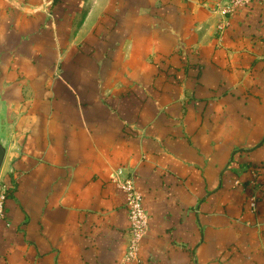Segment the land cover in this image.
<instances>
[{
    "label": "crops",
    "instance_id": "crops-1",
    "mask_svg": "<svg viewBox=\"0 0 264 264\" xmlns=\"http://www.w3.org/2000/svg\"><path fill=\"white\" fill-rule=\"evenodd\" d=\"M223 4L0 0V264H264V0Z\"/></svg>",
    "mask_w": 264,
    "mask_h": 264
},
{
    "label": "built area",
    "instance_id": "built-area-1",
    "mask_svg": "<svg viewBox=\"0 0 264 264\" xmlns=\"http://www.w3.org/2000/svg\"><path fill=\"white\" fill-rule=\"evenodd\" d=\"M257 0H223L221 11L226 17L235 15L240 9L254 4ZM223 26L219 27L223 31ZM113 182L126 196V207L130 222V242L125 255V262H135L139 258V250L144 236L149 230V216L144 209V199L136 185V176L120 169L113 177ZM255 184V183H254ZM6 191L0 198V222L6 218L4 209ZM257 198L251 200L252 209H256Z\"/></svg>",
    "mask_w": 264,
    "mask_h": 264
},
{
    "label": "water",
    "instance_id": "water-1",
    "mask_svg": "<svg viewBox=\"0 0 264 264\" xmlns=\"http://www.w3.org/2000/svg\"><path fill=\"white\" fill-rule=\"evenodd\" d=\"M1 95H0V175L7 156L8 147L5 144V133L7 129L4 112L1 109Z\"/></svg>",
    "mask_w": 264,
    "mask_h": 264
},
{
    "label": "rangeland",
    "instance_id": "rangeland-1",
    "mask_svg": "<svg viewBox=\"0 0 264 264\" xmlns=\"http://www.w3.org/2000/svg\"><path fill=\"white\" fill-rule=\"evenodd\" d=\"M3 191H6V193H7V188H4V190H3ZM3 191H2V192H0V198H1L2 194H3Z\"/></svg>",
    "mask_w": 264,
    "mask_h": 264
}]
</instances>
